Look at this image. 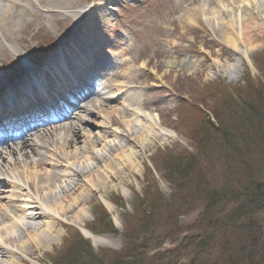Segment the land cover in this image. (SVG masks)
Segmentation results:
<instances>
[{"label":"rangeland","instance_id":"rangeland-1","mask_svg":"<svg viewBox=\"0 0 264 264\" xmlns=\"http://www.w3.org/2000/svg\"><path fill=\"white\" fill-rule=\"evenodd\" d=\"M48 1L49 13H40L44 17L41 22H37L35 25L28 28L18 30L16 34V37H20L18 41L16 39L11 41L8 39L10 42L1 40V44L8 50L10 55L9 60L11 63L13 62L14 65L15 62H19L18 64H20V67H22L24 63L30 62L28 66L35 63L32 57L30 58L32 53H36L40 48L47 51L52 48L51 45L56 42L61 45L62 40L68 39L72 31L79 28L76 25V20L71 17V13H68L69 15L65 13L59 14V12H64L63 9H68L70 7L79 9L87 5L91 8L98 9L103 6L101 0L100 2H98L99 0ZM170 1L171 0H166L160 14H155L153 16L144 10L136 11L133 8H131V10L128 9L130 4L121 12L118 8L112 7L115 13H119L120 20L125 22V24L128 23L127 18L131 19L138 17L148 22L152 19L153 26L148 32L150 35L148 38L149 41L153 40L156 35L159 37L164 35V33H156L155 27H160L161 30H164L165 26L169 23L168 19L180 22L173 35V48L167 44V40H162L163 42L161 41L160 45L155 46L153 50L143 52V45L135 43L133 44V49H131L132 59H129L130 65L136 69L133 71L130 80L135 86L136 93L144 99L142 100L143 103H138V107L134 109V111L141 112L139 114L149 113L150 115L156 116L160 126L155 132L160 133V130L163 129L172 132L174 136H159L152 141L150 147L147 146L144 149L133 147V149L138 151V169L134 170L126 167L123 172L117 171L116 175L111 177L106 187L103 188L101 186L98 192H93L89 200L85 202L88 213L83 218V223H81V225L84 224L85 229L95 234V236H100V242L105 244L104 246H94L90 243V247L94 252H118L121 250L125 243V238L122 235L126 226L125 217L129 218L133 212V205L137 201L140 202L145 194L151 195L154 193L155 188L160 195L163 196L164 202H174L173 204H177L174 199H176L178 194V188H171L170 185L166 184L163 180L165 174L160 169L163 161L165 160V162H167L169 155L179 158L184 152L194 157H201L204 155L201 159V165L207 172L216 162V152L214 151H217V149L222 151L225 150V146L227 145L226 142L228 141L224 135L221 136L220 133H216L214 129L208 125H204L202 123L203 119L207 122L208 119H214L217 115L219 120L226 126V129L241 124L245 127L246 121L253 119L250 114L251 111L250 109L248 110V108H251L258 94L262 92V88H264V29L256 27L253 21H250L251 18L249 19V15L243 14V20H241L240 23L243 27L242 36L238 46L239 48L242 46L249 48L247 57H242L240 59L237 64L239 76L236 80L230 81L227 77H211L209 75L212 62L219 61L223 64L236 63L235 55L236 52H239L238 49L235 50L229 42V40L232 39L231 36L228 35V33H221L218 28H213L211 24L214 23L210 19L213 18L210 17V15L213 14L214 8L216 13H220V10L212 5L214 8L211 6L208 7L206 15L202 16L195 24H187L183 23L184 19L181 18V15L185 5H187V9H189L191 2L181 3L177 11H175V8L173 10L172 4L169 3ZM176 1L178 2V0ZM233 1H235L238 6L240 4L242 11H245L247 14L249 10L253 11L255 9V3H257V6L264 4V0H249L250 2L247 3L248 6L246 8L245 6L243 7L245 3L243 5L241 3L244 2L243 0ZM251 2H253V4L250 6ZM228 3L229 0L226 1V5H228ZM164 7L168 8L171 12L164 9ZM35 8H40L38 3L35 4ZM178 17H180L181 20L177 19ZM84 18L85 16L83 15L79 17V20L83 21ZM115 21L116 19H111V27L109 29L112 31L110 33L113 34L112 36L115 34L120 35V39L122 38L121 35H123L125 37L121 40H127V32L123 30L118 31ZM242 21H245V23L250 22L249 27L244 25ZM114 23L115 30L112 26ZM244 32L245 34L243 35ZM217 78L221 79L216 80ZM246 80H249L248 83ZM181 95L184 98L191 99L190 102L188 100H179ZM238 95H241V97ZM246 103L247 106L242 110V105ZM190 108L191 110L188 111L186 115L188 117L191 114L188 120L186 116L182 117L180 116L181 113H178L179 110L183 111L184 109L188 110ZM195 109L196 112L194 114ZM119 110H121L120 105L111 102L100 114L98 112L97 115L99 114V117L91 121L92 129L89 126L86 127L89 135L93 137L98 132L101 134L106 132L107 135L104 133L106 141L110 143H115L117 141L121 142L122 139H126L125 136L127 134L124 132V125L126 123H136L139 118L137 117L138 115L123 114L119 112ZM192 110L193 112H191ZM109 116L111 120H109ZM104 119H108L107 122L112 121L113 124H105L106 121L103 122ZM213 119H211V121H213ZM100 122L105 124L107 129L101 130L98 128V125H102ZM124 122L126 123L124 124ZM132 127L133 126H131L130 129ZM195 131H197L196 134L193 133ZM211 133L212 135H210ZM205 137H207L206 140H204ZM195 138H198L197 143L194 141ZM96 139L97 136H95V140ZM83 141H85V139H78L74 148H81V142ZM201 142H203L204 148H201L198 152L195 151V148L198 144L200 145ZM103 145V142H98L95 145V150L102 149ZM128 145L129 143L126 146ZM165 147L168 148L162 151L161 149ZM74 148L71 147L70 150H67L71 151ZM173 162L172 165L174 167V164L177 163H175V161ZM193 167L192 165L190 166L191 171L197 174V168ZM207 181L210 184V186L208 184L207 187H216L220 185L221 179L217 168H212V170L208 172ZM7 195L8 194H4L3 196ZM102 197L113 206L114 209L112 212L105 207L101 199ZM198 197L201 198V195H198ZM27 199L31 200L30 198ZM149 201L150 198L148 197L146 210L150 206ZM199 204H201L200 201ZM2 206L5 205L2 204ZM224 207H229V205H225ZM99 209V216H96L95 213ZM175 209L177 211V206H175ZM195 210V208H188L187 216L181 217L178 224L181 225L183 231L192 227H189L190 225L186 223L188 220L194 218L197 215L196 213L200 212L198 211L199 208ZM103 213H105V215L109 217L111 223L115 225L117 229L115 234L112 235L92 231V228L94 230L99 227L98 224L101 222L99 217ZM155 214L153 213V215L151 214L152 216H148V220L154 219L153 221L155 222L159 220ZM146 215L149 214L146 213ZM102 219L105 222L103 215ZM161 219L165 218L161 217ZM69 220V215L65 220H58L57 227H59L58 229L61 232L57 240L52 241L45 247L33 245L28 247L26 251L27 255H20L21 264H54V262L57 261L67 263L68 261L64 260V257L59 256L62 254L64 255L65 249L63 250V247L68 244H76L79 240V238L77 240L76 235L71 236V231L76 228L78 229L79 224H73ZM10 221L11 219H7L4 222L9 223ZM159 221L160 224L164 223V221ZM104 222L102 221V223ZM135 222L136 219L133 223ZM184 223L186 225L182 226ZM205 225H207V223H205ZM170 239H167L166 242H169ZM165 245L166 247L171 246L170 242L165 243ZM84 256H87V253L82 255L80 260H85L86 257ZM187 259L188 258L182 257L180 262L184 263Z\"/></svg>","mask_w":264,"mask_h":264},{"label":"bare ground","instance_id":"bare-ground-1","mask_svg":"<svg viewBox=\"0 0 264 264\" xmlns=\"http://www.w3.org/2000/svg\"><path fill=\"white\" fill-rule=\"evenodd\" d=\"M28 1L33 2L32 0H0V33L5 38L13 39L20 28L25 29L36 24L35 19L38 17ZM35 1L47 8L45 5L48 0ZM243 1L241 2L242 5L245 3L243 7L247 8V3L250 1ZM252 4L253 2L250 6ZM217 5L222 8V12L210 15L214 22L211 24L213 28H218L221 33H228L232 38L229 42L239 52H236L235 55L236 63L223 64L214 61L210 66L209 75L211 77L223 76L234 81L239 76L237 64L242 57H247L249 50L244 46L238 47L242 36L243 27L240 23L243 20V14L249 15L250 21H253L256 27L264 29V4L257 6L255 3V9L249 10L248 14L242 11L241 5L238 6L235 1L226 5L224 0H217ZM79 14L84 15L85 13L79 12ZM105 15L109 14L105 12ZM190 15L193 19L198 17L194 13H190ZM76 16L78 13L73 17ZM28 17L30 18L25 19ZM104 19L102 14L92 17L90 12L88 21L83 23V28L77 31L67 46L57 52L62 61L59 64L60 69L52 66L45 70L46 67H43L44 77L48 83L50 81L55 82L65 74L70 75V78L65 77V82H70L72 78L80 80L82 75L79 76L80 72L77 68L80 66V68H84L83 75H88L90 70L97 71V74L101 75L102 81L97 84V88H100L101 91L104 90L103 94L108 95V93H113L112 91L107 92L112 90L109 81L112 82V80L115 81L125 76L128 79L131 77L132 71L129 67H125L124 70L122 69L114 76V74L108 75L109 70H103L101 64L94 65V62H91L92 56L95 54L97 58L104 52H116L118 49V45H113L111 41L101 37L99 31L94 28L98 27L99 23H103ZM37 22H41V16ZM242 22L249 27L250 22ZM91 35L94 36L91 37ZM14 39L18 41L20 38ZM83 62H89V65L92 64V66H89L88 69V66ZM27 74L23 81L25 84H29ZM29 80L35 83V80ZM14 92L17 93L14 95L16 101L20 98L30 99L33 96L20 94L19 90L16 89ZM123 95L117 93L114 96L115 98L119 96L118 98L122 99L125 96ZM94 96L98 97L99 95L90 92L85 97H88V103L83 104V107L77 106L73 109V111H77L74 114L76 120H87L89 113L100 112L99 105L101 104L96 102L97 99H94ZM7 106L6 102H0L2 109L7 110ZM121 110L124 114L129 108L122 107ZM138 117L140 119L136 123L124 122V124L126 123L124 132L127 135L125 136L126 139H122L121 142H107L104 134L106 132L95 134L97 136L95 140V136L92 137L85 128L80 126L85 123L71 124L66 122L63 125L64 129H57L56 127L60 126H54L50 129L39 130L30 138L31 144L22 142L16 148H10L8 151L0 148V188L9 187L11 195L10 198H6L8 203L5 206L1 204V201L4 202V198H0V264H21V260L16 257L18 253L26 256L28 247L32 245L45 247L57 240L61 232L57 227L58 220H65L68 215L69 221L73 224H79L80 230L86 238L92 241L94 246L105 245L100 242V236L90 234L85 230L84 224L81 225L83 218L88 213L85 202L89 200L93 192L97 193L101 186L106 187L117 171L123 172L126 167L138 169V151L133 147L144 149L147 146L150 147L152 141L159 136H174L172 132L163 129H159L160 133L155 132L160 126L156 116L142 113V116ZM108 118L111 120L110 116ZM107 120L104 119L103 122L113 124L112 121L107 122ZM105 124L102 123L97 127L101 130L107 129ZM131 126L133 127L130 129ZM78 138L85 139L81 142L82 147L79 149L73 147V150H67ZM98 142H103L104 145L102 149L95 150V145ZM128 143L129 145L126 146ZM27 147L28 149L25 150ZM56 159L58 164H56ZM2 162L4 163L1 164ZM1 193L4 192L1 191ZM101 199L105 207L112 212L113 206L105 198L102 197ZM22 203L25 204L24 207L21 206ZM13 216L21 217L14 219ZM7 219L12 220L5 223L4 221Z\"/></svg>","mask_w":264,"mask_h":264},{"label":"trees","instance_id":"trees-1","mask_svg":"<svg viewBox=\"0 0 264 264\" xmlns=\"http://www.w3.org/2000/svg\"><path fill=\"white\" fill-rule=\"evenodd\" d=\"M260 93L248 108L253 119L246 121L245 127L241 124L226 129L217 115L212 123L203 119L204 125L228 141L225 150L214 151L216 162L207 172L201 165L204 155H169L168 161H163L160 168L166 181L178 188L174 199L177 204L164 202L155 188L154 193L145 194L133 205V216L125 217L123 235L127 241L120 252H94L87 242L77 241L66 245L62 254L68 262L58 264H264V88ZM246 106L247 103L243 104L241 109ZM194 141L197 143L198 138ZM201 148L203 142L195 151ZM173 161L177 163L174 167ZM191 165L197 168V174L191 171ZM218 167L222 186L211 190L206 187V177L212 168ZM148 197L150 206L146 210ZM199 206L203 209L194 223H186L192 227L183 231L178 224L181 216L188 208ZM153 213L164 223L149 221L148 216ZM103 218L105 222L100 218L99 227L94 230L113 232L110 221L105 215ZM167 239L171 247L162 250ZM86 253L88 257L80 260ZM182 257L188 259L182 263Z\"/></svg>","mask_w":264,"mask_h":264}]
</instances>
